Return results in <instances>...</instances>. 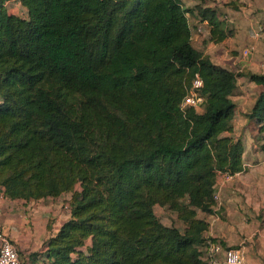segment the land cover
Wrapping results in <instances>:
<instances>
[{"label": "trees", "instance_id": "trees-1", "mask_svg": "<svg viewBox=\"0 0 264 264\" xmlns=\"http://www.w3.org/2000/svg\"><path fill=\"white\" fill-rule=\"evenodd\" d=\"M6 1L0 185L23 199L79 185L47 264H204L195 208L210 211L216 173L241 169L242 143L222 134L235 72L193 47L181 0H18L23 14ZM218 10H198L212 41L226 34ZM194 73L201 112L179 106ZM249 78L259 91L246 114L264 132V72ZM154 204L183 229L159 228Z\"/></svg>", "mask_w": 264, "mask_h": 264}, {"label": "crops", "instance_id": "crops-1", "mask_svg": "<svg viewBox=\"0 0 264 264\" xmlns=\"http://www.w3.org/2000/svg\"><path fill=\"white\" fill-rule=\"evenodd\" d=\"M195 1L205 3L203 6L218 5L214 0ZM14 2L19 4L18 0L5 2L6 7L9 6L8 12L15 13L10 7ZM234 3V8L227 6L230 12L226 18L232 29L227 32L225 25L226 34L219 41L209 39L206 21L200 19L198 12L188 15L181 4L193 47L212 62L235 72V88L228 96L234 104L231 128L222 134L239 138L242 143L241 169L228 178H224L222 172L216 173L214 185L219 199L212 202L210 211L195 208V214L206 221L201 232L203 242L206 238L217 237L226 244H240L243 255L254 256L256 253L252 264H264V148L260 147L264 132L258 129L256 119L246 114L259 91V85L250 80L249 74L264 72V0H235ZM197 25H202V32L196 30ZM254 25L263 29L259 37L251 31ZM245 45L253 47L247 61L240 56V49ZM200 106L198 112L204 109V105ZM68 202L67 192L30 199L9 198L0 185V230L15 244L18 264H47L44 255L47 238L69 217L65 207ZM180 222L178 229L182 230L184 224ZM202 245L204 243L197 244L200 249ZM248 262L243 256V264Z\"/></svg>", "mask_w": 264, "mask_h": 264}, {"label": "built area", "instance_id": "built-area-1", "mask_svg": "<svg viewBox=\"0 0 264 264\" xmlns=\"http://www.w3.org/2000/svg\"><path fill=\"white\" fill-rule=\"evenodd\" d=\"M198 32L202 31L201 26H197ZM252 33L259 37L262 34L263 29L260 25L252 26ZM251 45H245L240 50V56L242 58H248L251 52ZM201 79L197 73H194L187 92L182 97L179 106L181 108L185 106L196 107L202 104L203 96L199 92L201 87ZM264 163V159H263ZM224 178L231 176V173L222 172ZM212 200L217 201L219 199L217 188L214 185L212 192ZM68 200V199H67ZM65 207L69 211V202ZM201 258L204 260V264H242V249L241 245H230L222 242L217 237L206 238L204 242V253L201 254ZM18 256L16 247L13 241H11L1 230H0V264H18Z\"/></svg>", "mask_w": 264, "mask_h": 264}, {"label": "rangeland", "instance_id": "rangeland-1", "mask_svg": "<svg viewBox=\"0 0 264 264\" xmlns=\"http://www.w3.org/2000/svg\"><path fill=\"white\" fill-rule=\"evenodd\" d=\"M185 1L186 0H182L181 4L184 6V8H185L184 11H185L186 14L188 13V15H193L194 13L198 12V10L203 7V4H205L203 2H198V1H195V0L192 1V3L191 2L186 3ZM214 1H217V3H218V5H216L218 7V9H219L217 16H218L219 20L222 22L223 26L227 25V26H225L226 27L225 29H226L227 32H229V30H231L232 27L231 26L229 27V23L230 22H229V20L226 19L227 18V13L230 12L229 8H234V7H236V5H235V3L223 2V0H214ZM227 6H229V8ZM7 7L9 9L8 5H7ZM10 7H12V9H13V11L15 13L23 14L24 10H25L17 2L16 3L14 2L13 4H10ZM200 26L202 27V25H200ZM252 50H253V48H251V51ZM235 51H237V50L235 49ZM248 58H246L244 60L247 61ZM200 105H197L195 107V109H197V111L200 109V107H201ZM255 128H257V126H255ZM78 191H79V185H78V183H75L73 185L72 189L70 191H67L69 199L72 198L73 196L77 195ZM154 213H155L156 219L158 220L159 228H163V227H165L167 225H175L176 227L181 228V222L177 219L176 216H174L175 214H173L175 212H173L172 210L166 208L165 206L156 205L154 207ZM88 244H89V240L85 239L83 244L81 245V251L83 253H86ZM252 248H253L252 250L255 251V248L253 246H252ZM201 253H202V255L204 253V246L203 245L201 246ZM243 254H244V252L242 251V257L244 256V259L248 258L249 262L247 264H252L254 259H255V257H256V253L255 254L253 253L254 256H247V255L245 256ZM75 255H76L75 252L71 253L72 257H74ZM242 264H243V260H242Z\"/></svg>", "mask_w": 264, "mask_h": 264}]
</instances>
